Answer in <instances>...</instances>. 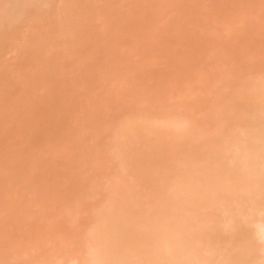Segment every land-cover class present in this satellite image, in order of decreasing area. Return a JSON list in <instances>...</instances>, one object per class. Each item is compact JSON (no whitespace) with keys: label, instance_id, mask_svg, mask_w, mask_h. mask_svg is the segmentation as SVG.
I'll return each mask as SVG.
<instances>
[{"label":"rangeland","instance_id":"obj_1","mask_svg":"<svg viewBox=\"0 0 264 264\" xmlns=\"http://www.w3.org/2000/svg\"><path fill=\"white\" fill-rule=\"evenodd\" d=\"M263 131L264 0H0V264H264Z\"/></svg>","mask_w":264,"mask_h":264},{"label":"bare ground","instance_id":"obj_2","mask_svg":"<svg viewBox=\"0 0 264 264\" xmlns=\"http://www.w3.org/2000/svg\"><path fill=\"white\" fill-rule=\"evenodd\" d=\"M176 122H177V121H176ZM176 122L174 123V121H173V124L176 125ZM177 123H178V122H177ZM178 124H179V123H178ZM171 125H172V124H171ZM174 125H173V126H174ZM254 128H255V127H254ZM258 128H259V127H257V129H258ZM255 129H256V128H255ZM261 132H262V131H261ZM263 132H264V131H263ZM258 133H259V132H258ZM258 133L255 134V138H256V139L258 138V139H260L261 141L264 140V137L262 136V138H261V136L258 135ZM257 135H258L259 137H257ZM251 137H252V136H251ZM252 139H253V138H252ZM247 140H248V138H247ZM250 140H251V139H250ZM254 141H255V140H254ZM254 141H253V142H254ZM243 142H244V141H243ZM253 142H252V141H251V142L249 141V143H248V141H246V144H244L243 147H242V144H241V145L239 144V153H240V154L238 153L239 156H238L237 158H234L233 160H234V162L238 163V165L241 164L240 167H242V165H244L243 168H245L246 166H247L248 168L250 167V168H251L252 176H256L257 174H261V175H263V172H264V171L261 170L262 172H261V171L258 172L260 169L257 171V169L255 168L256 163H257L256 160L258 159V157H260L261 154L264 155L263 146L261 147V150H260V148H259V145H260V144L257 145V143H255V142L253 143ZM261 143H262V142H261ZM248 144H249V145H248ZM260 146H261V145H260ZM256 151H257V152L260 151L259 153L256 154V155H257L256 157H254L253 159L250 158V160H246V159H248V157H250V155H252V153H254V152H256ZM218 155H219V154H218ZM259 155H260V156H259ZM254 156H255V155H254ZM232 158H233V157H232ZM235 160H236V161H235ZM238 160H239V161H238ZM240 160H241V161H240ZM242 160H243V162L246 161V163H242ZM251 160H253L252 163L250 162ZM254 160H255V161H254ZM248 161H249V163H248ZM220 162H221V161H220ZM221 163H222V162H221ZM247 163H248V164H247ZM250 163H251V164H250ZM253 163H255V164H253ZM215 165H216V164H215ZM236 165H237V164H236ZM245 165H246V166H245ZM252 166H253L254 168H253ZM206 168H207V167H206ZM252 168H253V169H252ZM204 169H205V168H204ZM211 169H212V168H211ZM211 169H210V170H211ZM219 169H221V168L219 167ZM235 169H236V168H235ZM245 169H246V168H245ZM199 170H200V169H199ZM207 170H208V169H207ZM214 170H215V169H214ZM233 170H234V169H233ZM246 170L248 171V169H246ZM197 171H198V170H197ZM216 171H218V170L216 169ZM222 171H223V170H222ZM254 172H255V173H254ZM212 173H214V172H212ZM215 173H216V172H215ZM215 173H214V174H215ZM233 173H235V172H232L231 174H233ZM247 173H248V175H247ZM247 173H246L245 175H246V177L248 176V178H249V176H251V173H249V171H248ZM220 174H221V173H220ZM231 174H230V175H231ZM187 175H188V174H187ZM237 175H239V173H238ZM182 176H183V175H182ZM195 176H196V175H195ZM234 176H235V175H234ZM241 176H242L243 178H245L243 175H241ZM257 176H258V175H257ZM238 177H239V176H236V179H237V180L235 179L236 182H234V183L237 184V186H239L238 184H239L240 182H242V181H240V179H239ZM193 178H194V177H193ZM218 178H219V177H218ZM233 178H234V177H233ZM248 178H247V179H248ZM259 178H261V179L264 180V178H262V177H259ZM189 179H191V176L189 177ZM207 179H208V178H207ZM238 179H239V180H238ZM247 179H244V180H247ZM185 180H188V179L185 178ZM191 180H192V179H191ZM204 180H205V179H204ZM232 180H233V179H232ZM251 180H252V179H251ZM255 180H256V179H255ZM206 181H207V180H206ZM206 181H204V182L206 183ZM212 181H213V180H212ZM182 182H183V181H182ZM189 182H191V181H189ZM232 182H233V181H232ZM246 182H247V181H246ZM248 182H249V181H248ZM258 182H259V180H258ZM261 182H262V181H261ZM229 183L231 184V180H230ZM234 183H233V184H234ZM250 183H251V181H250ZM180 184H181V183H180ZM184 184H185V183H184ZM206 184H209V183H206ZM236 184H235V186H236ZM261 184H262V183H261ZM261 184H260V185H261ZM231 185H232V184H231ZM241 185H243V183L240 184V186H241ZM249 185H250V184H249ZM206 186H208V185H206ZM216 186H217V185H216ZM232 186H233V185H232ZM240 186H239V187H240ZM185 187H186V186L184 185L183 188H185ZM225 187H226V186H225ZM233 187H234V186H233ZM239 187H236V189L239 188ZM190 188H191V187H190ZM212 188L214 189L213 186H212ZM217 188H218V187H217ZM219 188H220V187H219ZM219 188H218L217 190H219V192H220V189H219ZM196 189H198V188H196ZM196 189H195V190H196ZM223 189H225V188L223 187ZM195 190H194V191H195ZM215 190H216V188H215ZM174 191H175V190H174ZM177 191H178V190H177ZM208 191H209V190H208ZM235 191H236V190H235ZM254 191H255V190H254ZM254 191H253V192H254ZM197 192H198V191H197ZM199 193H200V195L202 196L201 193H203V192L201 191V192H199ZM199 193H198V194H199ZM204 193H205V192H204ZM204 193H203V195H204ZM211 193H213V192H211ZM211 193H209V194H210V196H209L210 199H211V197H212V196H211ZM250 193H252V192H250ZM220 194H221V193H220ZM220 194H219V196H220ZM217 195H218V194H217ZM217 195H216V196H217ZM194 196H196V194H195ZM204 196H205V198H207L206 195H204ZM251 196H252V195H251ZM253 196H254V195H253ZM261 196H262V195H261ZM197 197H198V196H197ZM213 197H214V196H213ZM263 197H264V196H263ZM202 198H203V197H202ZM222 198H223V197H222ZM199 199H200V198H199ZM207 199H208V198H207ZM200 200H201V199H200ZM200 200H199V201H200ZM208 200H209V199H208ZM209 201H210V200H209ZM217 201H218V200H217ZM254 201H256V200H254ZM258 201H259V200H258ZM258 201H257V202H258ZM254 203H255V202H254ZM255 204H256V203H255ZM209 206H211V205H209ZM213 206H214V204H213ZM260 224H261V225H260V228H259V230H258V231H259V235H260V238H259V239H260V240H264V220H263V223L260 222ZM258 225H259V224H258ZM116 228H117V227H116ZM113 229H115V228H113ZM115 231H116V230H115ZM202 231H203V230H202ZM242 231H244V230H242ZM111 232H112V231H111ZM205 232H206V231H205ZM193 235H194V234H193ZM244 236H245V234H244ZM242 238H243V237H242ZM194 239H196V238L194 237ZM196 240H197V239H196ZM241 240H242V239H240V241H241ZM186 241H187V240H186ZM248 241L250 242V240H248ZM263 242H264V241H263ZM238 243H239V242H238V240H237L236 246H238V245H237ZM243 243H244V242H243ZM246 245H247V247H248L249 243H248V244L245 243V246H246ZM236 246H235V247H236ZM240 246H241V245H240ZM241 247H242V246H241ZM180 251H181V250H180ZM263 251H264V249H263ZM190 252H191V251H190ZM181 254H182V252H181ZM184 254H185V253H184ZM178 255H179V254H178ZM192 255H193V253H192ZM243 255H244V254H241L242 257H244ZM175 256H177V255H175ZM186 257H187V256H186ZM191 257H192V256H191ZM191 257H190L189 259H191ZM239 257H240V256H239ZM245 257H247V256H245ZM236 258H237V257H236ZM241 259H242V258H241ZM241 259L238 260V263L241 261ZM243 259H245V258H243ZM246 259H247V258H246ZM208 260H210V259H208ZM223 260H224V259H223ZM180 261H181V260H180ZM194 261H195V260H194ZM234 261H235V260H234ZM229 262H230V260H229ZM178 263H179V262H178ZM212 263H213V262H212ZM238 263H237V264H238ZM240 263H241V262H240ZM240 263H239V264H240ZM242 263H244V261H243ZM242 263H241V264H242ZM189 264H190V263H189ZM226 264H229V263H226Z\"/></svg>","mask_w":264,"mask_h":264}]
</instances>
